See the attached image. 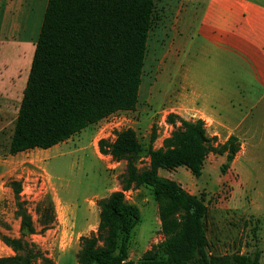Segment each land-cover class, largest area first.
<instances>
[{
	"label": "rangeland",
	"instance_id": "1",
	"mask_svg": "<svg viewBox=\"0 0 264 264\" xmlns=\"http://www.w3.org/2000/svg\"><path fill=\"white\" fill-rule=\"evenodd\" d=\"M206 1L189 0L179 7L174 0H155L133 111L112 114L48 150L34 149L11 156L8 147L30 70L32 45L37 41L47 0H27L23 5L26 12L20 19L14 15L3 16L4 0H0V90H3L0 93L12 90L8 100L0 99V235L20 236L13 194L8 187L11 180H16L21 183L20 197L37 230L29 241L53 264H76L79 238L96 234L97 202L121 190L126 172L127 161L102 155L99 140L111 143L117 132L134 130L142 147L134 163L143 171L149 169L148 149L162 147L163 140L173 131L167 122L168 115L177 114L185 120L201 117L200 102L194 100L191 90L184 92L186 87L176 83L172 71L190 63L196 73L200 71L201 47L205 42L198 27ZM22 40L30 41L28 47ZM260 109L262 116L257 126L249 130L247 123L234 135L238 149L240 139L247 143L248 153L249 146H255L250 149L255 150L253 165L242 163L244 168L253 169L250 178L240 177L242 170L238 162L235 166L233 160L227 162V152L209 153L202 175L197 179L183 167L158 170L157 175L176 182L188 194L204 198L207 206L204 227L211 255L249 254L258 250L260 263L264 264V149L258 148L260 140H264V106ZM153 131L156 139L151 143ZM211 144L215 148L223 145L216 138ZM244 158L248 155L239 161ZM45 197L52 201L55 223L41 233L35 208ZM124 197L140 214L128 243V260L139 262L146 251L165 239L158 215L159 204L147 186L134 187L124 192ZM10 255L11 250L0 241V257Z\"/></svg>",
	"mask_w": 264,
	"mask_h": 264
},
{
	"label": "trees",
	"instance_id": "2",
	"mask_svg": "<svg viewBox=\"0 0 264 264\" xmlns=\"http://www.w3.org/2000/svg\"><path fill=\"white\" fill-rule=\"evenodd\" d=\"M154 10L155 0H48L8 154L48 150L112 114L133 111ZM167 122L173 131L162 147L148 149L147 170L139 171L134 163L142 152L134 130L117 132L111 143L99 140L102 155L127 161L126 172L121 190L97 202L96 234L79 238L76 264H261L258 250L211 255L204 227V198L188 194L176 182L157 175L158 170L183 167L197 179L209 153L227 152V162L233 160L238 152L236 138L231 136L215 148L211 144L214 138L206 136L203 120L170 114ZM155 139L153 131L150 142ZM139 186L151 188L159 204L165 239L134 262L128 260V243L140 214L136 206L126 202L124 192ZM8 187L20 236L0 235L1 243L12 252L0 257V264H53L29 241L37 230L20 197L21 183L11 180ZM35 211L40 232L49 230L55 223L51 199L45 197Z\"/></svg>",
	"mask_w": 264,
	"mask_h": 264
},
{
	"label": "crops",
	"instance_id": "3",
	"mask_svg": "<svg viewBox=\"0 0 264 264\" xmlns=\"http://www.w3.org/2000/svg\"><path fill=\"white\" fill-rule=\"evenodd\" d=\"M26 1L4 0L3 16L23 18ZM185 1L189 0H174V4L180 7ZM203 6L198 27L205 42L201 47L200 71L196 73L190 63L172 73L176 83L186 87L184 92L191 90L194 100L200 102L199 118L205 122L206 136L224 144L247 123V128L252 130L261 120L260 106H264V0H207ZM21 42L27 47L30 43L29 40ZM32 46L34 52L35 44ZM10 93L12 90L0 93V99L8 100ZM253 140L251 136L252 144ZM249 147L255 149L254 145ZM258 148L264 149V140H260ZM250 149L248 153L247 143L240 139V149L232 161L234 166L238 162L242 170L240 177L244 179L250 178L253 169L244 168L242 163L253 165L256 161L255 150ZM247 155L248 158L239 161Z\"/></svg>",
	"mask_w": 264,
	"mask_h": 264
}]
</instances>
